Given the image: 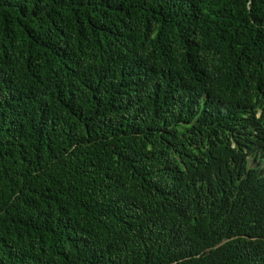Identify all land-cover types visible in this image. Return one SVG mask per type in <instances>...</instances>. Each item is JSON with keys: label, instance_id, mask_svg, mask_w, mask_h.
<instances>
[{"label": "trees", "instance_id": "trees-1", "mask_svg": "<svg viewBox=\"0 0 264 264\" xmlns=\"http://www.w3.org/2000/svg\"><path fill=\"white\" fill-rule=\"evenodd\" d=\"M0 264H264V0H0Z\"/></svg>", "mask_w": 264, "mask_h": 264}]
</instances>
